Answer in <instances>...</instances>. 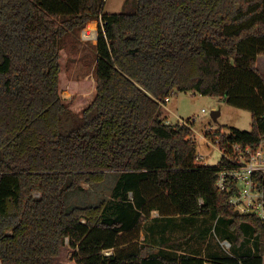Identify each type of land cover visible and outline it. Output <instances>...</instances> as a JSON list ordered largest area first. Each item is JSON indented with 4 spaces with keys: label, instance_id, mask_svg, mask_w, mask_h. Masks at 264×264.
<instances>
[{
    "label": "trees",
    "instance_id": "trees-1",
    "mask_svg": "<svg viewBox=\"0 0 264 264\" xmlns=\"http://www.w3.org/2000/svg\"><path fill=\"white\" fill-rule=\"evenodd\" d=\"M0 0V264H54L69 243L76 264H264V253L180 254L140 240L160 216H213L236 242L253 213H236L217 186L233 164L203 162L194 119L167 122L171 94L192 91L250 110L251 129H209L219 146L264 137V0ZM104 21L94 44L95 96L78 115L62 95L85 93L68 75L65 41ZM120 174L112 199L71 201ZM264 186V175L258 177ZM231 184L234 182L231 180ZM132 195V198H131ZM73 202V203H72Z\"/></svg>",
    "mask_w": 264,
    "mask_h": 264
},
{
    "label": "rangeland",
    "instance_id": "rangeland-1",
    "mask_svg": "<svg viewBox=\"0 0 264 264\" xmlns=\"http://www.w3.org/2000/svg\"><path fill=\"white\" fill-rule=\"evenodd\" d=\"M135 2L136 0H105L104 11L121 12L132 8ZM93 21H89L86 26H93ZM80 32L78 37L71 34L65 41V45L71 57L69 78L82 80V87H86V92L74 93L69 89L62 91L63 97L78 115H82L83 108L95 96L93 70L96 61L94 43L82 40ZM260 62H263L264 66V60ZM218 109L221 110V114L214 119L212 111ZM166 112L169 113L170 121L174 123H186L188 118L194 119L192 128L198 153L203 156V162L209 165H217L223 157V152L216 142L206 137L207 130L221 126L224 131H227L230 126L243 130L251 129L252 113L250 110L233 106L220 97L192 91L171 94L169 101L163 106V117ZM119 175L112 173L106 182L93 186L84 184L85 189L78 192L71 201L92 203L103 198L112 199ZM144 239L154 241L157 250L161 248V240L167 239L172 244L162 248L177 254L196 252L202 256H209L211 253L238 254L244 251L264 253V233H256L250 229L243 243L236 242L233 231L225 224L217 222V218L213 216H184L182 218L178 215L169 218L160 216L155 211L142 225L140 240ZM226 242L230 243L229 246ZM54 264H76L73 259V249L68 242L62 247L60 255L54 259Z\"/></svg>",
    "mask_w": 264,
    "mask_h": 264
},
{
    "label": "built area",
    "instance_id": "built-area-1",
    "mask_svg": "<svg viewBox=\"0 0 264 264\" xmlns=\"http://www.w3.org/2000/svg\"><path fill=\"white\" fill-rule=\"evenodd\" d=\"M86 25L81 29V39L97 43L104 31V21L102 18L95 19L93 26ZM214 142L219 145L218 140ZM220 149L233 166L219 171L217 186L222 191L234 189L229 203L238 213H253L264 221V186L258 182V177L264 175V137L257 146L236 143L230 148ZM200 157L203 158L202 155ZM229 244L226 242L227 246Z\"/></svg>",
    "mask_w": 264,
    "mask_h": 264
},
{
    "label": "crops",
    "instance_id": "crops-1",
    "mask_svg": "<svg viewBox=\"0 0 264 264\" xmlns=\"http://www.w3.org/2000/svg\"><path fill=\"white\" fill-rule=\"evenodd\" d=\"M95 44V43H94ZM260 60H264V53H261V54H259V56H258V59H257V65L259 64L260 66H258L259 68H260V70L264 73V66H263V62H260ZM169 101V100H168ZM218 111L220 112L219 114H218V116L221 114V110L220 109H218ZM164 117H165V121H167V122H171L170 121V116H169V113H165L164 114ZM172 123H174V122H172ZM155 212V211H154ZM153 212V213H154ZM157 212V211H156ZM157 214H159L158 212H157ZM144 232V231H143ZM172 244V243H171Z\"/></svg>",
    "mask_w": 264,
    "mask_h": 264
},
{
    "label": "water",
    "instance_id": "water-1",
    "mask_svg": "<svg viewBox=\"0 0 264 264\" xmlns=\"http://www.w3.org/2000/svg\"><path fill=\"white\" fill-rule=\"evenodd\" d=\"M219 113L220 112L218 110H213L212 111V115H213L214 119H217ZM236 213H238V210H236Z\"/></svg>",
    "mask_w": 264,
    "mask_h": 264
}]
</instances>
